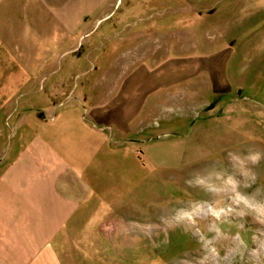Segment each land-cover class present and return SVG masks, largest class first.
I'll return each instance as SVG.
<instances>
[{"label":"rangeland","instance_id":"1","mask_svg":"<svg viewBox=\"0 0 264 264\" xmlns=\"http://www.w3.org/2000/svg\"><path fill=\"white\" fill-rule=\"evenodd\" d=\"M72 5L60 83L25 110L33 164L98 198L62 259L264 264V0Z\"/></svg>","mask_w":264,"mask_h":264},{"label":"crops","instance_id":"2","mask_svg":"<svg viewBox=\"0 0 264 264\" xmlns=\"http://www.w3.org/2000/svg\"><path fill=\"white\" fill-rule=\"evenodd\" d=\"M73 3L0 0V264H79L62 254L76 250L80 222L98 203L90 184L66 179L44 152L33 164L27 128L35 93L60 83L55 63L80 28Z\"/></svg>","mask_w":264,"mask_h":264},{"label":"clouds","instance_id":"3","mask_svg":"<svg viewBox=\"0 0 264 264\" xmlns=\"http://www.w3.org/2000/svg\"><path fill=\"white\" fill-rule=\"evenodd\" d=\"M251 159L253 160L254 163H257L260 159V156H259V154H256V155L252 156Z\"/></svg>","mask_w":264,"mask_h":264}]
</instances>
